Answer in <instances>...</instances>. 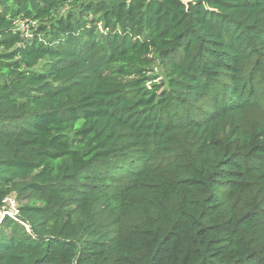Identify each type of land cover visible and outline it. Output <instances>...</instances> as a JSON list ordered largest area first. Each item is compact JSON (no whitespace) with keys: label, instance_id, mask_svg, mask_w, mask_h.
<instances>
[{"label":"trees","instance_id":"obj_1","mask_svg":"<svg viewBox=\"0 0 264 264\" xmlns=\"http://www.w3.org/2000/svg\"><path fill=\"white\" fill-rule=\"evenodd\" d=\"M6 197L0 264H264V0H0Z\"/></svg>","mask_w":264,"mask_h":264},{"label":"built area","instance_id":"obj_2","mask_svg":"<svg viewBox=\"0 0 264 264\" xmlns=\"http://www.w3.org/2000/svg\"><path fill=\"white\" fill-rule=\"evenodd\" d=\"M3 201L4 205L1 208L0 215L8 214L13 216L16 213V201L12 197H6Z\"/></svg>","mask_w":264,"mask_h":264},{"label":"water","instance_id":"obj_3","mask_svg":"<svg viewBox=\"0 0 264 264\" xmlns=\"http://www.w3.org/2000/svg\"><path fill=\"white\" fill-rule=\"evenodd\" d=\"M208 0H194V2H203L204 4H206Z\"/></svg>","mask_w":264,"mask_h":264},{"label":"rangeland","instance_id":"obj_4","mask_svg":"<svg viewBox=\"0 0 264 264\" xmlns=\"http://www.w3.org/2000/svg\"><path fill=\"white\" fill-rule=\"evenodd\" d=\"M23 28H25V26H23ZM157 70H158V69L155 67L154 71L157 72Z\"/></svg>","mask_w":264,"mask_h":264}]
</instances>
